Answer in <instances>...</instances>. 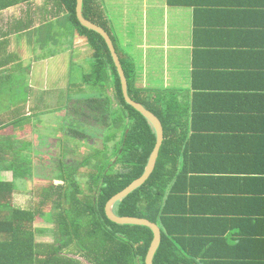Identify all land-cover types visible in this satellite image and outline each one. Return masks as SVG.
I'll list each match as a JSON object with an SVG mask.
<instances>
[{"label":"trees","instance_id":"trees-1","mask_svg":"<svg viewBox=\"0 0 264 264\" xmlns=\"http://www.w3.org/2000/svg\"><path fill=\"white\" fill-rule=\"evenodd\" d=\"M58 4L76 33L87 39L91 51L92 71L85 76L90 94L85 93L86 98L81 99L83 106L74 109V124L80 127L93 120L99 126L101 137L104 135V155L92 163L85 159L91 154L76 156L61 147L62 151L55 156L59 157L57 168L69 167L73 171L57 170V180L61 182L58 185L51 180L37 186L32 174L36 166L30 163L33 158L15 151L8 154L10 141L0 139V264H145L152 230L145 225L115 223L104 208L114 194L144 172L156 143L155 129L125 101L109 48L98 32L79 22L76 0H58ZM82 14L108 32L97 0H83ZM110 37L126 76L129 97L153 112L163 127V141L153 171L140 187L117 201L113 211L119 216L146 218L158 225L161 240L152 264H212L211 253L219 254L217 250L224 258H232L225 264L260 261V255L226 250L230 245L253 242L258 226L264 223V197H256L253 190H231L227 186L260 182L255 175L264 170L228 168L229 176H222L224 168H212L222 150H216L220 140L210 139L211 133H222L226 127L215 126L212 131L209 125L196 124L217 118L205 105L193 104L188 121L191 124L183 125L178 123L179 119L187 116L172 112L173 102L161 101V93L153 98L141 96L142 90L132 86L135 72L129 69V59ZM108 86L110 94L104 92ZM255 100L264 102V96ZM246 115L264 126V104L251 106ZM12 120L0 121V133ZM251 131H264V127L253 126ZM189 133L200 140L183 137ZM255 142L246 143V162L264 158V149L255 146ZM108 143H112L111 147ZM254 149H262L263 156H257ZM63 156L80 161L65 165ZM79 176L85 178V186L77 183ZM242 193L246 196L242 197ZM48 205L55 211L50 212ZM41 220L50 224L47 229L51 241L37 240V232L45 230L35 225Z\"/></svg>","mask_w":264,"mask_h":264},{"label":"crops","instance_id":"crops-1","mask_svg":"<svg viewBox=\"0 0 264 264\" xmlns=\"http://www.w3.org/2000/svg\"><path fill=\"white\" fill-rule=\"evenodd\" d=\"M97 6L135 72L133 89H141L146 98L161 93V101L173 102L172 112L187 116L180 124H191L190 109L196 104L217 116L196 124L212 131L226 127L211 133L210 139L220 140L216 150H222L212 168H224L222 176H229L228 168L264 170V158L245 161L248 140L264 149V131H251L264 126L246 115L251 106L264 104L255 100L264 96V0H97ZM70 24L58 0H0V121L13 119L0 139L10 141L8 154L33 158L37 168L32 172L44 177L45 184L54 180L44 168L52 150L71 151L75 139L76 156L104 147L99 126L74 124V109L90 94L85 76L92 60L87 39ZM109 89L104 92L110 94ZM185 136L200 140L192 133ZM262 149H254L257 156H263ZM258 174L260 182L227 187L253 190L262 199L264 171ZM257 232L251 244L230 245L226 252L264 258L263 222ZM217 251L210 255L212 264L231 261ZM263 258L253 264H264Z\"/></svg>","mask_w":264,"mask_h":264},{"label":"water","instance_id":"water-1","mask_svg":"<svg viewBox=\"0 0 264 264\" xmlns=\"http://www.w3.org/2000/svg\"><path fill=\"white\" fill-rule=\"evenodd\" d=\"M82 3L83 0H76V16L79 20V22L86 28L92 29L96 32H98L103 39L105 40L109 51L111 53L113 62L116 66L120 82H121V88L122 93L124 96L125 101L130 104L132 107H134L137 111H139L144 117H146L149 122L153 125L155 132H156V143L155 146L149 156L148 162L146 164L144 172L133 180L129 185H127L124 189L119 191L118 193L114 194L105 204V213L107 217L118 224H133V225H145L148 226L152 232H153V239L152 242L148 248L146 257H145V264H152L153 262V256L155 251L157 250L160 240H161V231L158 225L154 222L149 221L146 218L142 217H135V216H119L113 211L114 204L127 196L129 193L134 191L136 188L140 187L146 179L149 177L151 172L153 171L156 163V159L158 156V152L160 149V146L163 141V127L160 119L150 110L146 109L141 103L134 101L131 99L128 95L127 90V80L124 73V70L122 68L119 56L116 52L115 46L113 44V41L108 34V32L101 26L91 22L90 20L86 19L82 14Z\"/></svg>","mask_w":264,"mask_h":264},{"label":"rangeland","instance_id":"rangeland-1","mask_svg":"<svg viewBox=\"0 0 264 264\" xmlns=\"http://www.w3.org/2000/svg\"><path fill=\"white\" fill-rule=\"evenodd\" d=\"M87 121H89V123H92L93 122V120H87ZM95 126L97 127V125H95ZM76 128H78V127L76 126ZM80 130H81V128H80ZM74 136L75 137H80L81 135L80 134H74ZM75 141L76 142H74V141L72 142L71 141L72 143L75 144V148H73L71 151H67V152H72L74 154L77 153V150H76V146L77 145L76 144H78L79 142L76 139H75ZM67 142H69V141H67ZM108 145L111 147L112 143H108ZM99 146L101 147V144ZM61 151L62 150H60V152ZM51 153H53V156L49 157L48 158V161H49V165H51L52 168H49V169L48 168H45V169L49 173V177L50 176L54 177V180L53 181H54V183L56 182V184L58 185L61 182L59 180H57L58 179V176H57L58 172H57V170H61V169H64V168H68V169H64V170H67V171L71 170V171H73V168H69V167L57 168L58 167V162H59L58 161L59 157H55V156L59 153V151L55 152V151L52 150ZM103 155H104V150L101 149L100 151H98L97 148H94V149L91 148V157H85V159L88 160V161H90V162H92V163H94L95 161H97V158H103ZM72 159L74 160L73 162H72ZM75 159L74 158H71V157H68V156L61 157V160H62V162H64L65 165L66 164L70 165L71 163H76V162H79L80 161L78 158H75ZM30 163L32 164V162H30ZM84 169H85V171H88L86 166H85ZM88 169L91 170L93 168H88ZM37 172H38V170H37ZM32 174H33V177L34 178L35 177L37 178V182L39 183L38 184V183L35 182L37 186H42L43 183H46V181L43 182V180H42L44 177H39L38 175H36L34 173V170H33V173ZM79 177H81V178L77 180V183L80 184L81 186H85V184H84L85 178L82 177V176H79ZM85 177L87 178V173L85 174ZM49 179L50 178H48V180ZM44 185H46V184H44ZM46 208L47 209H50V212H51V210L52 211H55L49 205ZM42 221L43 220L37 221L36 224H35L36 227H38V228H45V230H43L42 232H37V234H36L37 240H41V241H51L52 240V237H51V234H50V231H49L50 229L49 230L47 229V228H49L50 224L45 223V222H42Z\"/></svg>","mask_w":264,"mask_h":264}]
</instances>
